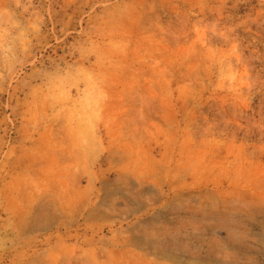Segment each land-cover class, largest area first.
I'll list each match as a JSON object with an SVG mask.
<instances>
[{
    "label": "rangeland",
    "instance_id": "374dc122",
    "mask_svg": "<svg viewBox=\"0 0 264 264\" xmlns=\"http://www.w3.org/2000/svg\"><path fill=\"white\" fill-rule=\"evenodd\" d=\"M0 264H264V0H0Z\"/></svg>",
    "mask_w": 264,
    "mask_h": 264
}]
</instances>
